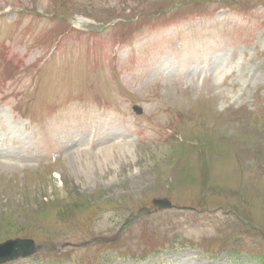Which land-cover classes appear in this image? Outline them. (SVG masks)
<instances>
[{"label":"rangeland","instance_id":"374dc122","mask_svg":"<svg viewBox=\"0 0 264 264\" xmlns=\"http://www.w3.org/2000/svg\"><path fill=\"white\" fill-rule=\"evenodd\" d=\"M10 239L35 253L2 264H264V0H0Z\"/></svg>","mask_w":264,"mask_h":264},{"label":"water","instance_id":"95a60500","mask_svg":"<svg viewBox=\"0 0 264 264\" xmlns=\"http://www.w3.org/2000/svg\"><path fill=\"white\" fill-rule=\"evenodd\" d=\"M140 113L141 109L135 107ZM154 205L160 209L172 207V203L167 198L154 200ZM35 243L31 239L8 240L0 244V264L16 259L19 256L27 257L35 252Z\"/></svg>","mask_w":264,"mask_h":264},{"label":"bare ground","instance_id":"6f19581e","mask_svg":"<svg viewBox=\"0 0 264 264\" xmlns=\"http://www.w3.org/2000/svg\"><path fill=\"white\" fill-rule=\"evenodd\" d=\"M88 164V163H87ZM82 167V166H81Z\"/></svg>","mask_w":264,"mask_h":264}]
</instances>
